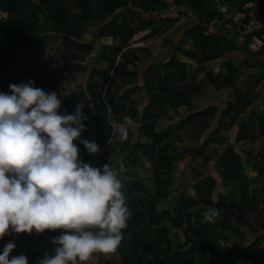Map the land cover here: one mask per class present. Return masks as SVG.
<instances>
[{
	"label": "trees",
	"instance_id": "obj_1",
	"mask_svg": "<svg viewBox=\"0 0 264 264\" xmlns=\"http://www.w3.org/2000/svg\"><path fill=\"white\" fill-rule=\"evenodd\" d=\"M38 2L40 10L51 23L53 32L64 37V45L68 50L89 54L91 44L82 43L84 23L93 22L103 16H113L118 10L127 9L121 20L112 19L101 26L99 35L119 41L117 47H109L110 53H103L102 59L109 64L107 69H95L87 79L85 95L90 98L91 110L94 113V139L98 146L103 147L114 134V126L109 116L119 117L127 111V100L137 93L135 87L127 88L119 96L109 97L105 84L111 80V74L123 79L136 77L137 74L128 69L135 63L131 44L137 34L146 32L145 39H150L159 33V21L144 16L159 11L165 0H0V88L8 81H29L28 67L39 52L37 44L27 47V59L15 66H7L3 59H12L16 52L25 46L27 35L37 36L41 32L40 19L35 14L26 15L25 11ZM175 7H184L195 17V25L186 30L185 38L192 41V48L184 50L175 47L186 59L196 61L199 66L218 61L227 53H235L241 48L234 44L223 31L211 33L209 25L222 19L217 12H210L206 0H173ZM257 6L264 0H252ZM244 2L242 3V6ZM76 11V12H75ZM75 12V13H74ZM126 50V51H124ZM121 57L122 61H118ZM224 68L226 72L215 73L207 71L204 80L215 88H233L236 83L234 75L238 71L235 62L228 61ZM155 73V74H154ZM96 76L102 80H96ZM143 89L149 95V102L142 112L139 124L137 142L130 147V153L123 159L125 171L136 180L127 190L126 203L131 212L128 227L122 230L125 239L115 251L121 264H214L211 256L224 257L227 264H264L263 238H258L242 250L236 257L234 250L219 243V231L231 228L230 217L247 223L250 216L260 219L261 229L264 230V207L258 201L257 190L252 185V179L241 183L242 172L245 171L244 158L241 154L228 149L219 160L226 182L240 185L238 199H222L214 203L212 195L216 190L215 180L206 178L194 187V197L180 194L175 202L173 213L158 210L161 202L171 196L173 179L172 167L181 158L173 149L170 139L186 128L195 130L199 135L209 130L215 119L217 109L209 107L195 111V97L203 90V84L191 78L185 62L176 55L161 66H152L144 75ZM237 101L228 104L222 112L218 127L213 136L222 129H230L235 125L246 108L253 105V100L243 99L242 90L237 92ZM186 107L189 114L178 126L157 131L158 123L167 115V109L178 111ZM224 119L228 122H224ZM256 123L258 127L256 128ZM264 137V116L257 118L251 125L241 122L237 141L248 139L256 141ZM212 138L205 144L213 143ZM254 169L257 177L264 184V145L257 152ZM149 163L153 174L154 190L151 191L138 175V169ZM131 169V170H130ZM264 196V188L259 190ZM200 205L214 206L221 215L213 223L197 222L192 210ZM171 228L183 230L185 242L174 250L170 239ZM66 230H46L38 235L37 240L44 244L48 251L55 254L57 245L53 238L60 236ZM97 264H114L99 253Z\"/></svg>",
	"mask_w": 264,
	"mask_h": 264
},
{
	"label": "rangeland",
	"instance_id": "obj_2",
	"mask_svg": "<svg viewBox=\"0 0 264 264\" xmlns=\"http://www.w3.org/2000/svg\"><path fill=\"white\" fill-rule=\"evenodd\" d=\"M209 11L217 12L222 19H230L235 17L242 11L245 4L252 0H206ZM244 5L242 6V3ZM76 12V11H75ZM74 12V13H75ZM127 9L118 10L113 16L100 15L93 22L84 23V35L82 43L91 44L92 51L88 54L68 50L64 45V37L53 32L51 23L48 22L43 12L39 8V4L35 1V5L25 11L26 15L35 14L40 19L41 32L37 36L27 35L25 38V46H22L12 59H3V63L7 66H15L24 62L27 57V47L31 44L39 46V52L34 57L28 67L29 80L34 81V87L43 89L47 93L56 92L58 98L62 101L60 113L75 114L77 105L83 102V109L87 119L84 121L86 130L82 133V139L90 142L94 141V113L89 110L91 108L90 98L85 95L87 88V79L95 69H107L109 64L105 62L101 55L109 54V47H117L119 41L112 38L100 37L99 31L101 26L110 22L112 19L121 20ZM144 16L155 22L159 21V33L150 39L143 36L146 32L137 34L131 48L138 60L134 64L128 65V69L137 74L136 77L123 79L111 74V80L105 84V91L108 92L106 99L109 97L119 96L124 90L131 87H137L139 91L127 100V111L124 116H131L134 120L133 126L129 127L127 140L119 138V129L124 126L123 121H118L119 117L109 116L114 126V134L103 147L99 146V152L90 153L80 140L74 141L79 149V159L84 163H89L93 167H101L105 164H111L113 167L119 168V163L130 153V147L134 145L139 136L140 118L142 112L149 102V95L144 86V75L152 66H161L167 62L172 55H176L182 62H185L192 79L203 84L202 92L195 97L194 110L201 111L209 107L217 109L215 119L209 130L199 135L195 130L186 128L170 139L174 151L180 156L181 160L172 167L171 176L173 179V187L171 196L163 200L158 210H167L173 213L175 202L180 194L194 197L193 187L200 181L209 178L215 180L216 190L212 198L214 203L220 197L222 199H238L240 185L236 183L226 182L223 179V171L219 167V160L228 149L239 153L244 158L245 171L242 172L243 178L241 183L252 179V185L256 188L257 198L261 206L264 207V196L259 191L264 188L261 178L257 177L254 169L255 158L257 152L264 145V137H260L256 141L248 139L243 142L237 141L239 126L241 122L251 125L257 118L264 116V48L257 52L251 50H240L233 53H227L222 59L199 66L196 61L186 59L181 52H176L175 47L180 46L184 50L192 48V41L183 37L186 30L192 28L195 23V17L191 12L182 8H176L173 0H165L159 11L152 15L144 14ZM211 33L216 32L214 25H209ZM126 51V50H124ZM118 61H122L121 57ZM228 61L235 62L238 71L234 75L236 79L233 88H215L210 86L204 80V73L213 71L215 73L226 72L224 68ZM155 74V73H154ZM96 80L102 82L96 76ZM17 84L16 79L8 81L0 92L10 93L9 85ZM242 90L244 98L253 100V105L245 109L240 115L238 122L230 129L219 130L213 136V132L218 127L222 112L227 108L228 104L237 101V92ZM71 91L68 96L63 92ZM189 109L186 107L179 108L178 111L167 109V115L158 123L157 131L165 128H173L187 117ZM224 122L228 120L224 119ZM256 128L258 123H256ZM212 138L213 143L205 144L207 139ZM96 143V142H95ZM97 144V143H96ZM98 145V144H97ZM131 170V169H130ZM138 175L142 178L143 183L154 190L153 174L149 163L143 168L138 169ZM122 181V191L127 197V190L131 188L136 180L135 176H129L122 173L120 175ZM208 209L207 206L200 205L192 210L194 219L197 222H203V213ZM231 228L219 231V243L224 247H231L235 252V257L246 247L255 242L258 238L264 239V230L261 229L260 219L250 216L247 223L241 222L233 217L228 218ZM35 230L31 234L28 233H10L0 239V254L3 252L4 245L9 242H15L16 247L10 254L12 256L24 255L27 257L29 264H39V261L45 256L55 255L48 251L44 244H41L37 238ZM170 239L173 243L174 250L185 242L183 230L171 228ZM264 248V244L262 246ZM99 253H93L92 258L85 264H97L99 261ZM106 258L121 264L116 252L106 254ZM214 264H227L224 257H210ZM163 264H171L164 262Z\"/></svg>",
	"mask_w": 264,
	"mask_h": 264
},
{
	"label": "clouds",
	"instance_id": "obj_3",
	"mask_svg": "<svg viewBox=\"0 0 264 264\" xmlns=\"http://www.w3.org/2000/svg\"><path fill=\"white\" fill-rule=\"evenodd\" d=\"M34 83L10 84V93L0 92V239L64 229L52 240L55 255L45 254L39 264H85L93 253L115 252L125 239L122 230L131 216L120 179L125 166L81 161L74 141L92 154L100 150L81 138L85 104H78L75 114L62 115L57 93ZM134 123L124 116L121 140H127ZM220 215L209 206L203 222L213 223ZM15 247V242L4 245L0 264H29L24 255L10 258Z\"/></svg>",
	"mask_w": 264,
	"mask_h": 264
},
{
	"label": "built area",
	"instance_id": "obj_4",
	"mask_svg": "<svg viewBox=\"0 0 264 264\" xmlns=\"http://www.w3.org/2000/svg\"><path fill=\"white\" fill-rule=\"evenodd\" d=\"M211 25L216 32L223 31L241 50L257 52L264 48V4L244 5L241 12L230 19H217Z\"/></svg>",
	"mask_w": 264,
	"mask_h": 264
}]
</instances>
